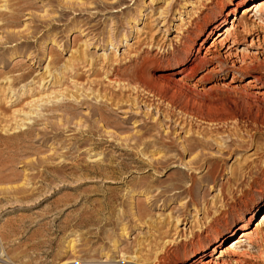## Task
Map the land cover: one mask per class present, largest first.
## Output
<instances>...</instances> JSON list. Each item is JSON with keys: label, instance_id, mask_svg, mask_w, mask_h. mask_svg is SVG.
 <instances>
[{"label": "rangeland", "instance_id": "1", "mask_svg": "<svg viewBox=\"0 0 264 264\" xmlns=\"http://www.w3.org/2000/svg\"><path fill=\"white\" fill-rule=\"evenodd\" d=\"M212 3L0 0V15L15 17L0 20V264H154L165 242L204 239L235 200L254 208V231L264 95L250 93L253 70L185 65L149 87L133 77L148 60L163 68L182 57ZM237 31L222 59L264 62V40L250 44L264 25ZM261 235L245 264H264ZM233 237L201 262L222 261L218 248Z\"/></svg>", "mask_w": 264, "mask_h": 264}, {"label": "bare ground", "instance_id": "2", "mask_svg": "<svg viewBox=\"0 0 264 264\" xmlns=\"http://www.w3.org/2000/svg\"><path fill=\"white\" fill-rule=\"evenodd\" d=\"M246 1L250 0H213L209 11L207 13L205 12L201 18L195 22L193 30L189 32V44L185 46L182 57L178 58L173 63L163 66V68H159L160 66L157 65L154 60H148L144 66L140 68L141 70L136 69L134 71L133 77L138 79L137 81L138 83L141 82V85H147L149 87V80L151 78H159V76L164 75L163 72L165 73V71L171 74L179 67L185 65H188V69L195 71L197 68L207 63H215V65L219 64L220 67L230 69L241 76L246 74L245 71H247V69H252L253 74L249 77L247 85H253L255 89L250 91V93L256 96L264 95V78L259 73V71L264 69V62H257L254 59L247 61L244 57L238 56H235L232 60L222 59L224 56L226 57L228 52L230 53L232 48L241 42L240 33L237 31L239 26H242V32H248L253 30L256 26L264 25V0H253L250 4L241 7ZM239 7H241L240 11L242 16L237 18L235 11ZM215 8L218 9V12L216 11L217 13L213 15L212 10ZM230 14H234L231 17V20L228 19ZM14 18L13 14L0 15V20H6L8 23H11ZM221 26L223 27L221 28ZM214 29H217V31L212 38L213 40L205 47V52L202 55L197 54L193 57V44L199 43L200 40V45H202L203 38L206 36L208 37L213 33ZM260 40H264V36L259 35L256 39L252 38L250 44H253V42L257 43ZM184 69L185 68L182 67L180 72H183ZM157 72H160V75L157 74ZM123 75L124 74L120 72L119 69L115 70L113 74L115 84H120L125 81ZM121 85H124V83ZM255 184H261V182L255 180ZM262 187H264V183L262 184ZM240 201L244 202L243 199ZM238 204L239 201L235 200L230 204L229 210L221 211L220 214L214 218L213 222L206 227L204 231L205 238H200L197 242L191 245V248L188 247L187 241L190 239L187 237L176 245H172L173 241L165 242L157 252L155 258L156 262L154 264H167L171 258H173L174 264H198L199 262L202 264H245L247 259L252 256L249 248L257 245L259 239L258 236L260 234H262L261 236L264 235L262 232L264 226V209L259 215V221H256V228L251 232L247 228V224L253 218L255 210L251 207L250 203H246L244 206L237 209ZM235 211L236 214H232L230 217V213ZM249 213L251 214L248 215ZM246 215H248V217H246ZM214 222L216 225L213 224ZM232 235H236V237H233ZM194 237L196 238L199 236L193 234L191 239ZM228 237L233 238H231L223 248H218L220 252L219 258H224L222 261L207 260V262H201L203 261L204 256L213 255L212 253L217 250V246L220 245L221 241ZM246 246L247 248L245 250L239 251V249ZM211 251L213 252L211 253ZM174 258H176V260Z\"/></svg>", "mask_w": 264, "mask_h": 264}]
</instances>
